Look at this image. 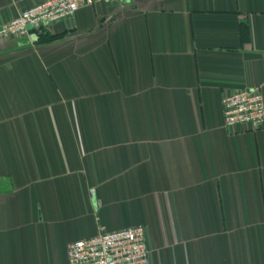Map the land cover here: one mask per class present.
Wrapping results in <instances>:
<instances>
[{
  "label": "crops",
  "instance_id": "1",
  "mask_svg": "<svg viewBox=\"0 0 264 264\" xmlns=\"http://www.w3.org/2000/svg\"><path fill=\"white\" fill-rule=\"evenodd\" d=\"M44 0H0V24ZM0 40V264L147 229L151 264H264V0H119ZM43 30V31H44Z\"/></svg>",
  "mask_w": 264,
  "mask_h": 264
},
{
  "label": "built area",
  "instance_id": "2",
  "mask_svg": "<svg viewBox=\"0 0 264 264\" xmlns=\"http://www.w3.org/2000/svg\"><path fill=\"white\" fill-rule=\"evenodd\" d=\"M119 0H44L22 10L15 18L0 24V40L29 35L43 26L71 20L77 11L97 3L111 4ZM225 126L264 127V97L260 89H242L223 99ZM67 264H151L147 229L143 225L104 231L93 237L74 241L68 250Z\"/></svg>",
  "mask_w": 264,
  "mask_h": 264
},
{
  "label": "trees",
  "instance_id": "3",
  "mask_svg": "<svg viewBox=\"0 0 264 264\" xmlns=\"http://www.w3.org/2000/svg\"><path fill=\"white\" fill-rule=\"evenodd\" d=\"M40 30H42V32H41V34L39 36V40L42 41V42L52 41V40L57 38L56 36L50 34L48 31H45L44 27L40 28Z\"/></svg>",
  "mask_w": 264,
  "mask_h": 264
},
{
  "label": "water",
  "instance_id": "4",
  "mask_svg": "<svg viewBox=\"0 0 264 264\" xmlns=\"http://www.w3.org/2000/svg\"><path fill=\"white\" fill-rule=\"evenodd\" d=\"M41 26H43V24H41ZM29 33L30 34H33L34 33V29L32 27H30Z\"/></svg>",
  "mask_w": 264,
  "mask_h": 264
}]
</instances>
